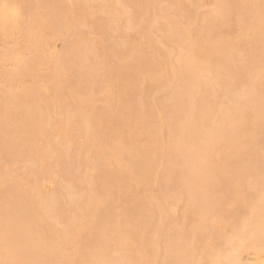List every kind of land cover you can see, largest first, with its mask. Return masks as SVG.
Returning a JSON list of instances; mask_svg holds the SVG:
<instances>
[{"label":"bare ground","instance_id":"1","mask_svg":"<svg viewBox=\"0 0 264 264\" xmlns=\"http://www.w3.org/2000/svg\"><path fill=\"white\" fill-rule=\"evenodd\" d=\"M208 1L0 0V264H264V0Z\"/></svg>","mask_w":264,"mask_h":264},{"label":"rangeland","instance_id":"2","mask_svg":"<svg viewBox=\"0 0 264 264\" xmlns=\"http://www.w3.org/2000/svg\"><path fill=\"white\" fill-rule=\"evenodd\" d=\"M213 2L214 3H216L217 5H219V4H221L220 3V1L219 0H209L208 1V4H213ZM219 3V4H218ZM207 11V10H206ZM236 26H233V28L232 29H230V28H225V30L223 31L224 32V35H225V37L226 38H229V37H231V38H233L234 40H235V37L237 38L236 39V43L235 44H241V41H239L238 39V36H240V33H239V30L237 31V29H238V27H237V29L235 28ZM163 36V33H161L159 30H153V33L151 34V40L155 43V42H157V40L159 39V38H161ZM232 39V40H233ZM91 40H99V36H91ZM230 40V39H229ZM233 40V41H234ZM22 41V40H21ZM235 42V41H234ZM237 44V45H238ZM240 44L237 46V51H239V50H242V49H245V43H243L242 42V44H241V46H240ZM155 46V48H163L162 47V45H160V44H155L154 45ZM60 47H61V43H59L58 44V49H60ZM246 50V49H245ZM236 51V54H235V58H237V55H239L240 56V54L242 55V53L244 54V52H242V51H239V52H237ZM156 95V97H160L159 99H161V98H164L162 95H159V94H155ZM158 98H156V100H159ZM159 102V101H158ZM263 140V141H262ZM260 141H262L261 143H260ZM260 145H259V148H257L258 147V144L256 145L257 147H255V149H257L256 151L258 152V153H262V151H260V150H263L262 149V147H260V146H263L264 145V139L262 138V139H259V142H258ZM264 148V147H263ZM260 149V150H259ZM253 180H255V179H252L251 180V183L252 184H254L253 182H255V181H253ZM222 187L224 188V186L222 185V186H219V188H221L222 189ZM217 191V190H216ZM219 191H220V189H219ZM227 201V200H226ZM227 202H229V201H227ZM248 256V257H247ZM243 257H244V259L246 260L247 258L248 259H250V258H252L251 257V255L249 254V253H245V255H243ZM250 257V258H249ZM247 259V260H248Z\"/></svg>","mask_w":264,"mask_h":264}]
</instances>
